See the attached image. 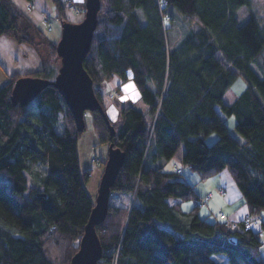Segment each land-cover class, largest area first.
<instances>
[{
  "label": "trees",
  "instance_id": "1",
  "mask_svg": "<svg viewBox=\"0 0 264 264\" xmlns=\"http://www.w3.org/2000/svg\"><path fill=\"white\" fill-rule=\"evenodd\" d=\"M250 4L105 0L100 7L83 63L102 109L89 112L91 127L107 145L106 120L115 129L112 142L125 156L111 192L132 199L129 207L109 206L96 228L98 264H219L216 254L228 264H264L260 233L244 231L243 221L232 230L226 221L201 216L206 203L199 206L193 185L183 173L164 168L182 150L183 165L203 180L227 171L255 223L264 213V17L254 15ZM170 8L198 28L173 48L164 24ZM57 10V19L67 21L62 5ZM1 36L32 47L43 66L9 75L0 86V264H69L93 208L84 187L91 170H81L77 154L85 129L76 130L52 86L24 107L12 104L18 78L53 80L59 67L56 43L12 0H0ZM237 77L246 88L226 103ZM112 79L132 81L142 107L123 105L117 92L112 99L108 90L104 95ZM212 133L217 139L208 144ZM38 166L44 174L35 171ZM27 175L38 179L30 183Z\"/></svg>",
  "mask_w": 264,
  "mask_h": 264
},
{
  "label": "water",
  "instance_id": "2",
  "mask_svg": "<svg viewBox=\"0 0 264 264\" xmlns=\"http://www.w3.org/2000/svg\"><path fill=\"white\" fill-rule=\"evenodd\" d=\"M100 0H85L83 19L76 23H61V34L56 44L59 67L53 80L23 76L12 87L10 100L13 105L26 106L47 86L54 87L60 94L75 123L78 132L85 128L86 112L98 111L101 106L96 99L93 83L83 67L93 36L97 30ZM111 142L107 149V160L97 189L88 221L80 238L78 249L69 264H98L102 249L96 228L104 221L108 208L111 188L124 162V153L112 142L115 129L106 120Z\"/></svg>",
  "mask_w": 264,
  "mask_h": 264
},
{
  "label": "crops",
  "instance_id": "3",
  "mask_svg": "<svg viewBox=\"0 0 264 264\" xmlns=\"http://www.w3.org/2000/svg\"><path fill=\"white\" fill-rule=\"evenodd\" d=\"M12 2L34 25L43 30L47 37L49 32L52 30L56 31L58 23L61 24L57 19L59 13L57 4L62 5L63 16L69 22L76 23L81 21L85 11V0H12ZM47 25H50L51 28H48ZM54 39L56 40V38ZM41 68V59L32 47L26 44H20L15 39L8 36L0 37V85L8 80L9 75L30 74ZM115 81L118 84V90L116 92L119 94L116 100L121 101L123 105L134 103L142 107L139 93L132 81L121 82L120 79H115ZM229 90L224 95V101ZM237 96L233 95L231 101L233 102ZM114 106L116 107V103ZM110 112L112 113L109 115L111 120L115 119L113 113L116 112V108L114 109V107L111 106ZM229 129L231 130L233 128ZM82 134H84V132ZM86 135L87 137H80L77 143V154L81 169L89 168V166L84 163L85 149L99 142L95 133L93 135L90 131L87 132ZM181 156L182 150H179L175 156L165 164L164 168L167 171H178L184 174L189 183L193 185V190L197 199L199 201L203 200L206 203V206L202 208L205 210L206 215L204 216H208L209 219L215 221H226L228 224L241 222L248 214L247 207L228 172L223 171L203 180L197 173L183 165ZM117 196L120 198L127 197V200L131 199V195L118 194ZM169 202L175 203L177 200L173 199ZM188 205L187 203L182 204L186 209L190 207ZM220 215H224V218L220 219ZM257 219V222L252 226V230L255 233H260L259 235L263 245L261 249V258L264 261V213H261Z\"/></svg>",
  "mask_w": 264,
  "mask_h": 264
},
{
  "label": "rangeland",
  "instance_id": "4",
  "mask_svg": "<svg viewBox=\"0 0 264 264\" xmlns=\"http://www.w3.org/2000/svg\"><path fill=\"white\" fill-rule=\"evenodd\" d=\"M100 1H101L102 9H103L105 7V0H100ZM250 1H251L250 7H251L253 14L260 18L264 17V0H250ZM169 11H170L169 14L171 16V19H169V17H166L164 20V24L166 26L165 37H166V42L168 46L170 48H173L174 46L178 44V42L184 39L188 35V33H190L191 31H196L198 28L196 27V25L189 27L187 24H185V22L179 17L177 12L173 8H170ZM139 15H141L140 12H139ZM71 23H75V22H71ZM47 26L48 28H51L50 25H47ZM49 33H48V37L51 40L55 41V43L57 44L60 38V34H61V24L58 23V28L56 29V31L52 30ZM54 38H56V40ZM254 68L260 74L258 67L256 68L254 66ZM245 88H246V83L244 82V80L241 77H237L235 82L232 84L229 92L225 96L226 103L232 102L231 101L232 96L240 95ZM107 90H108L107 95L109 96V99H112V97L116 94V91L118 90V84L116 83L115 79H112L111 81H109V83L104 85V88L102 89V93L105 95L104 92H106ZM84 120H85V128H84L85 131L81 137H87L86 133L90 131L94 135L92 128H91L92 126L91 125V120H92L91 114L89 112L85 113ZM226 124L228 125L229 128H234V125H235L234 117L227 118ZM216 139H217V135L215 133H212L207 138L206 141L208 144H212L215 142ZM107 149H108L107 144H100L99 142L98 144H94V146L90 145L89 147L85 149L84 163L89 166L88 169L91 170V174H90V178L88 182L84 185V187L93 203L97 195V189H98L101 175L103 173L104 164L107 160ZM43 168H44L43 166H38L37 168H35V171L39 173V171L43 170V174H44L45 169ZM81 170L84 171L87 169H81ZM27 177L29 178L30 183L32 182L31 181L32 179H34V182L37 181L38 179V177H35V175L33 176L27 175ZM117 195L118 194L116 192H113L111 194L110 199H109V205L114 206V207H119V206L129 207V205L131 204L132 198L127 200V197L120 198ZM187 204H189L188 206H192V202L187 203ZM199 213L201 216L206 215L204 209L202 210L200 209ZM231 225H234V224H231ZM214 258L219 264H228L226 257L223 254H216L214 255Z\"/></svg>",
  "mask_w": 264,
  "mask_h": 264
},
{
  "label": "built area",
  "instance_id": "5",
  "mask_svg": "<svg viewBox=\"0 0 264 264\" xmlns=\"http://www.w3.org/2000/svg\"><path fill=\"white\" fill-rule=\"evenodd\" d=\"M204 205V201L200 200L199 201V206H203ZM224 215H220V219H223ZM243 221V230L244 231H248V230H252V226L253 224H255V219L251 218L249 216L246 215V217L242 220ZM238 223H235L234 225L231 226L232 230L238 229Z\"/></svg>",
  "mask_w": 264,
  "mask_h": 264
}]
</instances>
